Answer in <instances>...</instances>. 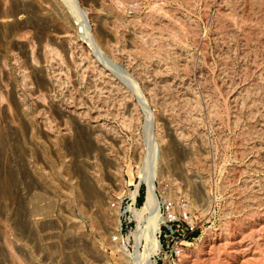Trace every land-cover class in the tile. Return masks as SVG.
I'll return each instance as SVG.
<instances>
[{
	"label": "rangeland",
	"instance_id": "obj_1",
	"mask_svg": "<svg viewBox=\"0 0 264 264\" xmlns=\"http://www.w3.org/2000/svg\"><path fill=\"white\" fill-rule=\"evenodd\" d=\"M32 1L0 7V264H125L155 154L194 227L179 264H264V0H78L98 50L68 0Z\"/></svg>",
	"mask_w": 264,
	"mask_h": 264
},
{
	"label": "bare ground",
	"instance_id": "obj_2",
	"mask_svg": "<svg viewBox=\"0 0 264 264\" xmlns=\"http://www.w3.org/2000/svg\"><path fill=\"white\" fill-rule=\"evenodd\" d=\"M35 1V0H33ZM32 1V3H33ZM56 0H37V3L38 4V12L39 14H43V8L47 5H50V4H54ZM228 1V0H227ZM68 2L70 3L71 7L73 8V10L78 13L79 15V25L80 27H82L83 29V33H85L87 37H89V40H90V43L92 48H94L95 50H98V44L96 41L98 40H95L94 37L92 35H89V33H87V31H90L89 28H90V24H89V18L84 10V8L81 6V4L79 3L78 0H68ZM226 2V1H225ZM21 3V2H20ZM36 4V2H34ZM58 2L56 1V4ZM260 3V2H259ZM5 4H6V0H0V7L4 8L5 7ZM8 4V3H7ZM59 4V3H58ZM33 5V4H32ZM55 5V4H54ZM61 5V4H60ZM7 6V5H6ZM53 6V5H52ZM87 6V5H86ZM8 7V6H7ZM12 7V6H11ZM41 7V9H40ZM56 7V6H55ZM36 8V7H35ZM33 7V9H35ZM264 8V7H263ZM6 9V8H5ZM9 9V8H8ZM58 9V8H57ZM40 10L42 13H40ZM48 10V9H46ZM44 10V11H46ZM50 10V9H49ZM61 10V9H60ZM99 10V9H98ZM7 11V10H6ZM24 11V10H23ZM27 11V9H26ZM101 11V10H100ZM250 11V10H249ZM19 12V11H18ZM56 12V11H55ZM8 13V12H7ZM6 13V14H7ZM22 13V12H21ZM61 13V11H60ZM64 13V12H63ZM12 14V13H11ZM15 14V13H14ZM49 14V13H48ZM68 14V13H67ZM9 15V14H8ZM24 15V14H23ZM26 15V14H25ZM31 15V14H30ZM28 15V17L30 16ZM47 15V14H46ZM38 16V14H37ZM44 16V15H42ZM62 16V15H61ZM55 17V16H54ZM60 17V16H59ZM63 17V16H62ZM15 19L18 20V18L15 16L14 17ZM101 18V17H100ZM20 19V18H19ZM22 19V18H21ZM37 19V18H36ZM44 19V18H43ZM51 19V18H49ZM61 19V18H60ZM16 20V21H17ZM42 20V19H41ZM69 20V19H68ZM102 20V19H101ZM12 21L11 18H9L7 15H2L0 16V22H10ZM54 21V20H53ZM58 22V20H56ZM103 21V20H102ZM46 22V21H45ZM56 22V23H57ZM71 22V21H70ZM100 22V21H99ZM15 23V22H14ZM17 23V22H16ZM55 23V22H54ZM59 23V22H58ZM61 23V21H60ZM96 23V22H95ZM98 23V22H97ZM223 23V22H222ZM48 24V23H47ZM66 24V23H65ZM1 25V24H0ZM25 25V24H23ZM70 25V23L68 24ZM2 26V25H1ZM105 26V25H104ZM52 27V26H51ZM55 27V26H54ZM63 27V26H62ZM67 27V26H66ZM7 28V27H6ZM27 28V27H26ZM115 28V27H114ZM220 28V27H219ZM1 29V28H0ZM61 29V28H60ZM96 29V28H95ZM29 30V29H28ZM27 30V31H28ZM52 30V29H51ZM54 30V29H53ZM81 30V29H80ZM188 30V29H187ZM64 31V30H63ZM68 31V30H67ZM70 31V30H69ZM107 31V30H106ZM65 32H66V29H65ZM64 32V33H65ZM249 32V31H248ZM67 33V32H66ZM71 33V32H70ZM97 33V32H96ZM128 33V32H127ZM26 34V33H25ZM50 34V33H49ZM91 34V33H90ZM98 34V33H97ZM105 34V33H104ZM193 34V33H192ZM46 35V34H45ZM54 35V34H52ZM51 35V36H52ZM83 35V34H82ZM197 35V34H196ZM249 35V34H248ZM17 36V35H16ZM15 36V37H16ZM22 36V35H21ZM50 36V35H49ZM48 36V37H49ZM97 36V35H96ZM100 36V35H98ZM28 37V36H27ZM57 37V36H56ZM65 37V36H64ZM69 37V36H68ZM84 37V35H83ZM103 37V35H102ZM29 38V37H28ZM31 38V37H30ZM47 38V37H45ZM54 38V36H53ZM97 38V37H96ZM105 38V37H104ZM195 38V37H194ZM251 38V37H250ZM21 38H19L18 40L20 41ZM52 39V38H51ZM56 39V38H54ZM60 39V38H58ZM62 39V38H61ZM65 39V38H63ZM68 39V38H66ZM145 39V38H144ZM177 39V38H175ZM253 39V38H252ZM17 40V39H16ZM25 40V39H24ZM31 40V39H30ZM53 40V39H52ZM103 40V39H102ZM125 40V39H124ZM22 41V40H21ZM35 41V40H34ZM56 41V40H55ZM60 41V40H59ZM62 41V40H61ZM88 41V40H87ZM100 41V40H99ZM27 42V41H25ZM50 42V41H49ZM53 42V41H52ZM57 42V41H56ZM89 42V41H88ZM19 43V42H18ZM51 43V42H50ZM58 43V42H57ZM116 43V42H115ZM36 44V43H35ZM34 44V45H35ZM46 44V43H45ZM101 44V43H100ZM16 45V44H15ZM106 45V44H105ZM26 46V45H25ZM42 46V45H41ZM40 46V47H41ZM47 46V45H46ZM45 46V47H46ZM49 46V45H48ZM108 46V45H107ZM19 47V46H18ZM22 47V46H21ZM56 47V46H55ZM49 48V47H48ZM66 48V47H65ZM50 49V48H49ZM64 49V48H63ZM68 49V47H67ZM44 50V49H43ZM53 50V49H52ZM29 51H30V48H29ZM56 51V50H55ZM87 51V50H86ZM31 52V51H30ZM46 52H49V50ZM71 52V51H70ZM41 53V52H40ZM54 54V53H53ZM72 54V53H71ZM24 56V55H23ZM27 59L29 60V62H32V58L30 53L27 51ZM33 56V55H32ZM71 56V55H70ZM108 57V56H107ZM21 58V57H20ZM48 58V57H47ZM72 58V57H70ZM2 60V59H1ZM4 60V59H3ZM26 60V61H28ZM57 60V59H56ZM84 60V59H83ZM110 60V59H109ZM34 61V60H33ZM1 62V61H0ZM71 62V61H70ZM4 63V62H3ZM28 63V62H26ZM5 65V64H4ZM31 65V64H30ZM37 66V65H36ZM82 66V65H81ZM4 68V66H2ZM35 67V66H33ZM27 68V67H26ZM37 68V67H36ZM35 69V68H34ZM6 70V69H5ZM0 71H1V63H0ZM4 73V72H3ZM84 74V72H83ZM4 75V74H3ZM7 75V74H6ZM30 75V74H29ZM128 75V74H127ZM28 77V76H27ZM12 82V81H11ZM71 85V84H70ZM2 88L0 89V95H2V91L3 90H6V86L3 85L1 86ZM14 87V86H13ZM222 88V87H221ZM9 89V88H8ZM32 89V88H31ZM96 89V88H95ZM140 90V89H139ZM137 90V96H138V99L142 105V107L144 108V112L146 114V120L148 121L146 127H148L150 130L152 128H155V118H154V115L152 113V111L149 109V104L147 102V99L145 97V95L141 92ZM6 93V91H3ZM12 92V91H11ZM30 92V91H29ZM14 94V93H13ZM41 94V93H40ZM125 94V93H124ZM39 95V94H38ZM7 96V95H6ZM13 96V95H12ZM3 97V96H1ZM0 97V109L4 110L6 112V114L10 117V118H13L12 117V114L10 112V109H9V105L7 104H4L2 102V99ZM120 97V96H119ZM37 98V96H36ZM238 99V98H237ZM17 100V99H16ZM44 100V99H43ZM234 101V100H233ZM240 101H241V98H240ZM225 102V101H224ZM239 106V105H238ZM15 107V106H14ZM127 108V107H126ZM137 109V108H136ZM211 111V110H210ZM46 113V112H45ZM214 113V112H213ZM72 114V113H71ZM79 114V113H78ZM62 117V116H61ZM236 118V117H235ZM10 121V119H9ZM264 121V120H263ZM12 123V122H10ZM5 124V123H4ZM62 124V123H61ZM12 125V124H11ZM45 125V124H44ZM16 127V126H15ZM43 127V126H42ZM47 127V126H46ZM71 130V129H70ZM48 131V130H47ZM101 131V130H100ZM104 132V131H103ZM251 132V131H250ZM151 133V132H149ZM261 133V132H260ZM7 134V133H6ZM153 134V133H152ZM249 135V134H248ZM95 136V135H94ZM251 136V135H250ZM152 138V137H150ZM55 139V138H54ZM154 139V138H153ZM179 139V138H178ZM249 139V138H248ZM4 140V139H3ZM152 141V139L150 140ZM154 142V140L152 141ZM152 142H150V145L152 144ZM174 143V142H173ZM19 145V144H18ZM75 145V144H74ZM99 145V144H98ZM154 146V145H153ZM185 146V145H184ZM6 149V148H5ZM137 149V148H136ZM141 149V148H140ZM157 153V151H155ZM67 153V152H66ZM148 154V153H147ZM146 154V155H147ZM176 154V153H175ZM149 156V155H148ZM157 154L154 155L153 157V161L151 163V159L149 160V157H145V160L144 162H142V166L139 168V170L137 171V173L139 174L140 176V179L141 181H144L145 184H146V195H145V201L144 203L140 206V207H131V211H132V215L134 217V219L137 221V223L139 224L138 226V230L134 233V250L132 253H130L127 249V242L126 241H121L120 243V250L122 252V255H123V258L124 260L127 261V263L129 264H135L133 261L132 262H129L130 260V257H133V258H141L142 262L144 264H149L150 261H151V258H152V255L158 250L159 248V241H158V238H157V233L159 231V227H160V224L162 223L163 221V218H162V214L160 212V201H159V197H158V194H157V185H156V181H157V170H156V166H155V161H156V157ZM1 157V156H0ZM77 158V157H76ZM2 159V158H1ZM18 160V159H17ZM169 160V159H168ZM170 161V160H169ZM195 161V160H194ZM162 162V161H161ZM183 162V161H182ZM3 163V162H2ZM8 163V162H7ZM20 163V162H19ZM70 163V162H69ZM77 164V163H75ZM15 165V164H14ZM82 167V166H81ZM164 167V166H163ZM2 169V168H1ZM78 169V168H77ZM9 170V169H8ZM263 170V169H262ZM3 171V170H2ZM9 172V171H8ZM11 172V171H10ZM2 175V174H1ZM194 176V175H193ZM88 181V180H87ZM204 186V185H203ZM261 187V186H260ZM138 189H139V183H137L135 185V190L133 192L130 193V197L134 198L136 195H137V192H138ZM260 189V188H259ZM257 191V190H256ZM2 192V191H1ZM206 193V191H205ZM241 193V192H240ZM2 194V193H1ZM89 194V193H88ZM251 194V193H250ZM199 195V194H198ZM205 195V194H204ZM208 197V196H207ZM84 198V197H83ZM209 198V197H208ZM243 198V197H242ZM264 198V197H263ZM263 200V199H261ZM258 201V200H257ZM91 204V203H90ZM230 206V205H229ZM253 206V205H252ZM31 207V206H30ZM32 211V210H31ZM253 211V210H252ZM40 214H43L42 212L37 214V215H40ZM257 214V213H256ZM35 216V215H33ZM47 216V215H45ZM51 218V217H49ZM53 218V217H52ZM145 219V220H144ZM32 220V219H31ZM39 221V220H38ZM247 221V220H246ZM225 222V221H224ZM237 225V224H236ZM234 228V227H233ZM46 229V228H45ZM51 230V229H50ZM105 230V229H104ZM52 231V230H51ZM226 231V230H225ZM53 233V232H52ZM111 233V232H110ZM52 235V234H51ZM218 235V234H217ZM226 238V236H225ZM54 239V238H53ZM141 240H144V245H143V249L142 251L139 250V247L141 245L140 241ZM255 241V240H254ZM142 242V241H141ZM237 242V241H236ZM225 244V243H224ZM222 247V246H221ZM247 247V246H246ZM53 250V249H52ZM247 250V249H246ZM251 250V249H250ZM262 251V250H261ZM218 252V251H217ZM222 254V253H221ZM58 256V255H57ZM252 257V256H251ZM197 261V260H196ZM221 262V261H220ZM249 262V261H247ZM212 264V263H211Z\"/></svg>",
	"mask_w": 264,
	"mask_h": 264
},
{
	"label": "built area",
	"instance_id": "obj_3",
	"mask_svg": "<svg viewBox=\"0 0 264 264\" xmlns=\"http://www.w3.org/2000/svg\"><path fill=\"white\" fill-rule=\"evenodd\" d=\"M139 181V180H138ZM146 184L141 182L137 195L132 198L124 196L121 201L127 203V209H124V213L131 214V207H139V201L144 203L146 195ZM134 189V186H133ZM111 207H115V202L110 203ZM175 205L171 200L165 198L160 206V211L162 214L163 221L160 224L159 231L157 233V238L159 241L158 250L152 255L149 264H179L180 255L184 247L189 244V234L194 227L188 221L187 212H182L180 218H175ZM130 222V221H129ZM119 233H122V226L118 229ZM118 236V235H117ZM117 236H113V240H117ZM143 249V248H142ZM133 251V249H132ZM134 262L135 264H144L141 258L130 257L129 262ZM125 264L127 261L125 260Z\"/></svg>",
	"mask_w": 264,
	"mask_h": 264
},
{
	"label": "trees",
	"instance_id": "obj_4",
	"mask_svg": "<svg viewBox=\"0 0 264 264\" xmlns=\"http://www.w3.org/2000/svg\"><path fill=\"white\" fill-rule=\"evenodd\" d=\"M139 203L141 204V201H139Z\"/></svg>",
	"mask_w": 264,
	"mask_h": 264
}]
</instances>
